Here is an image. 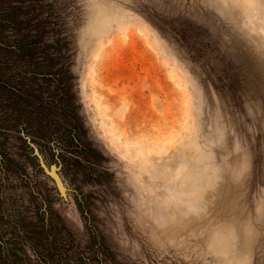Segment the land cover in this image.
Instances as JSON below:
<instances>
[{
    "label": "rangeland",
    "instance_id": "1",
    "mask_svg": "<svg viewBox=\"0 0 264 264\" xmlns=\"http://www.w3.org/2000/svg\"><path fill=\"white\" fill-rule=\"evenodd\" d=\"M51 2L68 74L42 84L73 112L51 110L61 143L0 129V242L16 212L44 257L18 264H264V0Z\"/></svg>",
    "mask_w": 264,
    "mask_h": 264
},
{
    "label": "trees",
    "instance_id": "2",
    "mask_svg": "<svg viewBox=\"0 0 264 264\" xmlns=\"http://www.w3.org/2000/svg\"><path fill=\"white\" fill-rule=\"evenodd\" d=\"M65 23L66 21L61 18L59 13L58 4L55 5L51 0H0V112H2L0 129L10 130L13 129L11 128L12 125L16 124V126L20 125L18 128L20 133L23 130L25 133L27 131L32 133L33 131L32 134H38L43 141L51 139L54 143L62 142L58 136L56 137L52 133L51 129L55 127L53 125L55 120H52L53 117L50 116L51 110L62 112L68 108L73 112V107L62 105L64 86L55 89L56 93L47 88V85H43L42 79L44 77V79H48V77L55 79L58 76L68 74L65 61L67 60L71 38ZM55 94L61 95L57 99ZM68 118L73 123L72 118L70 116ZM75 130L72 134L75 133ZM53 132L55 133V131ZM72 134H70L71 140L69 142L82 139L79 134L76 136H72ZM81 149V153L87 150L85 147H81ZM45 176L53 182L47 174ZM30 195L34 197L35 194L30 192ZM34 200L33 202L36 201ZM15 213L13 214L15 220L13 233L14 235L16 233L17 236L14 237L13 241H10L15 247V250H11L15 264H18L17 260L26 261L21 259L19 254V251L23 249L26 251L25 257L28 260L32 251L43 257L40 253L41 248L31 238L34 227L28 223L26 225L22 221L21 213H19L21 216L17 217L18 220L16 221ZM23 216L27 220V215ZM39 219H34V223L39 222L40 224ZM27 222L29 221L27 220ZM39 224L35 228H39L45 233L46 238L50 239L51 229L55 228V226L52 227L54 223ZM41 238L40 233L39 240ZM5 246H7V242L1 241L0 255L4 260L5 254L8 257L11 256L10 246L9 249L8 246ZM45 261L47 260L45 259ZM85 261L81 262L86 264ZM104 264L113 263L106 258Z\"/></svg>",
    "mask_w": 264,
    "mask_h": 264
},
{
    "label": "water",
    "instance_id": "3",
    "mask_svg": "<svg viewBox=\"0 0 264 264\" xmlns=\"http://www.w3.org/2000/svg\"><path fill=\"white\" fill-rule=\"evenodd\" d=\"M150 15H151L152 19L154 21H156V23H158L160 26L168 29L177 39L181 40L182 37L179 35V33L177 31H175V30L171 29L169 26L163 24L156 16H154L152 14H150ZM211 58L212 57L210 56V59ZM26 140L28 141L30 146H32L33 154L37 157L39 166L44 171V173L47 174L53 180L59 195L64 200H66L67 199V188L65 187L63 180L61 179V177L58 173L59 165H57L55 163H51L49 165H46V163L44 162L38 148L32 142H30V138L28 136H26Z\"/></svg>",
    "mask_w": 264,
    "mask_h": 264
}]
</instances>
